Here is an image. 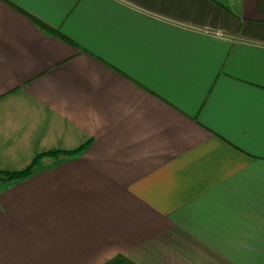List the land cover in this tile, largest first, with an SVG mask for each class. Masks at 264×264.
<instances>
[{
  "label": "crops",
  "instance_id": "1",
  "mask_svg": "<svg viewBox=\"0 0 264 264\" xmlns=\"http://www.w3.org/2000/svg\"><path fill=\"white\" fill-rule=\"evenodd\" d=\"M85 143L0 187V264H264V0H0V168Z\"/></svg>",
  "mask_w": 264,
  "mask_h": 264
},
{
  "label": "trees",
  "instance_id": "2",
  "mask_svg": "<svg viewBox=\"0 0 264 264\" xmlns=\"http://www.w3.org/2000/svg\"><path fill=\"white\" fill-rule=\"evenodd\" d=\"M88 145L89 143H85L73 150H50V151L38 153L35 155L32 162L27 167L21 170H5L0 168V187L14 184L22 179L32 176L38 169H40L39 162L43 156L59 154V153L72 156L85 150L86 147H88ZM124 261H126L125 258L120 255L107 264H119L120 262H124Z\"/></svg>",
  "mask_w": 264,
  "mask_h": 264
},
{
  "label": "rangeland",
  "instance_id": "3",
  "mask_svg": "<svg viewBox=\"0 0 264 264\" xmlns=\"http://www.w3.org/2000/svg\"><path fill=\"white\" fill-rule=\"evenodd\" d=\"M119 264H124V262H121V263H119Z\"/></svg>",
  "mask_w": 264,
  "mask_h": 264
}]
</instances>
